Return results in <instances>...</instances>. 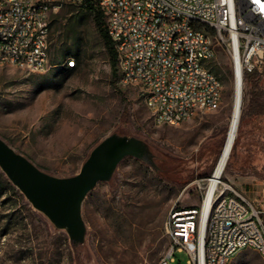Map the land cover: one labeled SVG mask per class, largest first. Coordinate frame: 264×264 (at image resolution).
Listing matches in <instances>:
<instances>
[{
	"label": "rangeland",
	"instance_id": "rangeland-1",
	"mask_svg": "<svg viewBox=\"0 0 264 264\" xmlns=\"http://www.w3.org/2000/svg\"><path fill=\"white\" fill-rule=\"evenodd\" d=\"M66 55L53 60L59 41ZM207 62L223 82L219 108L180 125H155L138 87L112 82L94 13L67 4L50 14V61L43 72L0 66V137L41 170L76 174L92 148L110 134L137 140L142 158L124 157L111 177L84 197L85 235L76 246L67 231L37 210L0 169V264H157L167 247L163 221L172 208L197 205L223 146L233 92L232 67L222 46ZM57 55V54H56ZM243 106L247 88L243 84ZM243 108V107H242ZM264 116L239 137L221 181L252 199L264 182L257 138ZM200 183V185L198 184ZM172 264H187L184 253ZM229 264H264L253 248Z\"/></svg>",
	"mask_w": 264,
	"mask_h": 264
},
{
	"label": "built area",
	"instance_id": "built-area-1",
	"mask_svg": "<svg viewBox=\"0 0 264 264\" xmlns=\"http://www.w3.org/2000/svg\"><path fill=\"white\" fill-rule=\"evenodd\" d=\"M96 2L117 55L118 81L138 87L155 125H180L219 108L223 82L207 66L222 46L233 81L264 69V0H0V66L43 72L50 61V14ZM213 29V32L209 30ZM67 60L66 66H74ZM172 208L163 221L167 247L187 264H229L244 248L264 258V182L249 199L219 181L207 204Z\"/></svg>",
	"mask_w": 264,
	"mask_h": 264
},
{
	"label": "water",
	"instance_id": "water-1",
	"mask_svg": "<svg viewBox=\"0 0 264 264\" xmlns=\"http://www.w3.org/2000/svg\"><path fill=\"white\" fill-rule=\"evenodd\" d=\"M128 155L143 157L139 142L110 134L92 148L76 174L58 177L41 170L0 137L1 171L34 208L56 227L65 229L73 242H81L85 235L81 215L84 197L99 181L108 180L118 163Z\"/></svg>",
	"mask_w": 264,
	"mask_h": 264
},
{
	"label": "trees",
	"instance_id": "trees-1",
	"mask_svg": "<svg viewBox=\"0 0 264 264\" xmlns=\"http://www.w3.org/2000/svg\"><path fill=\"white\" fill-rule=\"evenodd\" d=\"M80 8L94 13L95 29L108 55L112 82H115L118 79L117 55L113 43L107 34L104 14L96 2H88L86 6ZM209 30L213 32L212 28H209ZM66 50L65 40L61 39L55 51L53 60H57L58 58L63 59L65 57L72 58L75 62L80 60V49L78 44H73L69 51V55H66ZM243 82L247 88V98L241 111L238 133L226 167L230 165V160L235 155V149L238 144L239 137L244 132L245 127L258 117L264 116V69H262V71L254 70L251 72H245ZM257 142V147L262 153H264V133H261L258 136ZM262 172H264V166H262ZM78 244H80V242H73V246L75 248Z\"/></svg>",
	"mask_w": 264,
	"mask_h": 264
},
{
	"label": "bare ground",
	"instance_id": "bare-ground-1",
	"mask_svg": "<svg viewBox=\"0 0 264 264\" xmlns=\"http://www.w3.org/2000/svg\"><path fill=\"white\" fill-rule=\"evenodd\" d=\"M243 99H244L243 85L241 81L238 78H236L233 81V92L230 103V116L228 120V127L225 135V140L221 148L220 154L217 158V161L214 165V168L212 170V173L208 177L207 197L203 206V222H205V218L207 214L208 199L213 189L221 180V177L226 168L232 147L234 145L238 133L239 120L243 107Z\"/></svg>",
	"mask_w": 264,
	"mask_h": 264
}]
</instances>
